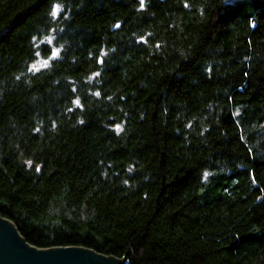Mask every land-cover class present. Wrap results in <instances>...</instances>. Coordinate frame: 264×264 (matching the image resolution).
Instances as JSON below:
<instances>
[{"label":"trees","instance_id":"1","mask_svg":"<svg viewBox=\"0 0 264 264\" xmlns=\"http://www.w3.org/2000/svg\"><path fill=\"white\" fill-rule=\"evenodd\" d=\"M143 3L0 0V216L122 264H264V0Z\"/></svg>","mask_w":264,"mask_h":264},{"label":"water","instance_id":"2","mask_svg":"<svg viewBox=\"0 0 264 264\" xmlns=\"http://www.w3.org/2000/svg\"><path fill=\"white\" fill-rule=\"evenodd\" d=\"M100 63V62H99ZM91 249L67 246L36 248L28 244L12 222L0 216V264H122L123 260Z\"/></svg>","mask_w":264,"mask_h":264},{"label":"rangeland","instance_id":"3","mask_svg":"<svg viewBox=\"0 0 264 264\" xmlns=\"http://www.w3.org/2000/svg\"><path fill=\"white\" fill-rule=\"evenodd\" d=\"M54 54H56V52H54ZM46 65H47V61L42 62L41 60H38V61L35 63L34 68L39 69V68H42V67H44V66H46Z\"/></svg>","mask_w":264,"mask_h":264},{"label":"snow or ice","instance_id":"4","mask_svg":"<svg viewBox=\"0 0 264 264\" xmlns=\"http://www.w3.org/2000/svg\"><path fill=\"white\" fill-rule=\"evenodd\" d=\"M143 6H144V3H143V0H141V7H143ZM185 6H187V5H185ZM59 7H60L59 5L55 6V9L53 11V15H57L58 14Z\"/></svg>","mask_w":264,"mask_h":264},{"label":"bare ground","instance_id":"5","mask_svg":"<svg viewBox=\"0 0 264 264\" xmlns=\"http://www.w3.org/2000/svg\"><path fill=\"white\" fill-rule=\"evenodd\" d=\"M105 258H108V257H105Z\"/></svg>","mask_w":264,"mask_h":264}]
</instances>
